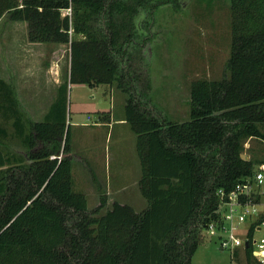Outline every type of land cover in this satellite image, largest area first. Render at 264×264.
Listing matches in <instances>:
<instances>
[{"label":"trees","instance_id":"1","mask_svg":"<svg viewBox=\"0 0 264 264\" xmlns=\"http://www.w3.org/2000/svg\"><path fill=\"white\" fill-rule=\"evenodd\" d=\"M228 1L226 75L193 81L188 119L171 121L151 100L146 48L154 11L181 0H0V20L26 23L29 43L70 50L68 79L44 122L0 137V264H191L217 219L218 190L264 164L241 159L248 140L264 141V0ZM69 85L124 95L141 213L118 203L107 210L105 196L88 210L73 192ZM17 138L23 153L11 148ZM243 259L258 264L248 250Z\"/></svg>","mask_w":264,"mask_h":264},{"label":"rangeland","instance_id":"2","mask_svg":"<svg viewBox=\"0 0 264 264\" xmlns=\"http://www.w3.org/2000/svg\"><path fill=\"white\" fill-rule=\"evenodd\" d=\"M2 21L7 22V18L4 17ZM230 21L228 0H181L180 7L165 6L154 11L149 31V46L146 48L149 61V91L157 111L171 121L188 119L186 101L189 100V87L193 81L219 80L226 75L231 41ZM48 47L49 54L42 63L44 66L49 64L52 75L58 72L57 78L63 82L68 79L69 74V46ZM124 105V95L114 87L68 86L67 125H70L72 149L76 156L84 158V161L89 158L91 160L94 154L99 157L98 165L94 161V165L88 167L96 178L97 183H93L91 170L85 172L83 165L75 164L73 154V192L82 193L86 197L88 210H94L99 203L96 184H99L107 195L109 207L115 201H121L119 185L113 187V182L108 180L114 169L112 154L114 156L115 153H119V157L126 161V166L123 163L122 168L130 169L125 173L128 174V179L123 183L127 188L121 192L122 197H125L124 205H128L136 213H141L147 207L146 201L134 184L135 178L140 177L141 172L135 150L136 137L130 126L116 124L113 129L93 126L96 124L98 112H102L99 114V123L105 122L106 119L110 122L120 116L124 118ZM11 148L14 151H24L19 146ZM244 148L243 154L248 160L257 162L264 158V141L248 140ZM129 164L130 167L127 166ZM200 238V245L191 264L234 262L230 253L220 250L218 243L205 231ZM243 257L241 253V260Z\"/></svg>","mask_w":264,"mask_h":264},{"label":"crops","instance_id":"3","mask_svg":"<svg viewBox=\"0 0 264 264\" xmlns=\"http://www.w3.org/2000/svg\"><path fill=\"white\" fill-rule=\"evenodd\" d=\"M3 18L0 20V137H2L3 133H6L10 135L6 139L11 140V135L17 133V126H26L28 122L35 124L44 122L56 99L58 88L66 80L60 82L57 78L59 77L57 76L58 72H54L53 76L49 71V64L44 66L42 62L45 61L50 48L47 45L31 44L28 42L26 23L8 20L6 22L2 21ZM186 102L188 105L189 100ZM100 113L102 112L96 114L97 121L93 126L107 127L108 129L112 127L113 129V126H116V124H120L121 126L127 124L121 116L112 119L110 122L106 119L105 122L99 123ZM2 139L4 140V138ZM15 142L14 146L21 147L18 138ZM15 152L23 153L22 151ZM73 154H75L74 151ZM119 156V153H115L114 156L112 154L114 169L108 180L113 182L115 185L113 187H118L119 185L122 192L127 188V186L123 185L125 180L128 179V174L125 175V173L129 172L130 169L122 168L123 163L126 166V161L125 159L123 160V157L120 158ZM98 158L94 154L91 156V160L90 158L85 159V162L84 158L81 159L75 154V164L80 163L81 166L83 165V170L89 172L91 170V168H88L91 167L89 165H94V161L98 165ZM127 166L130 167V164ZM93 173L91 170V182L95 183L96 178H94ZM140 178L141 173L140 177H136L134 181V184L138 187V191ZM96 189L99 195L98 202L101 196H105L107 198L106 209L111 208L113 203L110 207L108 206V197L101 190L99 184H96ZM121 192V201H115L114 203L124 205L126 203L124 201L125 197H122Z\"/></svg>","mask_w":264,"mask_h":264},{"label":"built area","instance_id":"4","mask_svg":"<svg viewBox=\"0 0 264 264\" xmlns=\"http://www.w3.org/2000/svg\"><path fill=\"white\" fill-rule=\"evenodd\" d=\"M253 171L252 177L230 192L218 190L217 219L205 228L219 249L230 253L232 264H245L240 254L246 250L258 264H264V164L256 165Z\"/></svg>","mask_w":264,"mask_h":264},{"label":"water","instance_id":"5","mask_svg":"<svg viewBox=\"0 0 264 264\" xmlns=\"http://www.w3.org/2000/svg\"><path fill=\"white\" fill-rule=\"evenodd\" d=\"M241 159L243 161H248V157L246 155H244V154L241 155ZM245 248H247V244L245 245Z\"/></svg>","mask_w":264,"mask_h":264}]
</instances>
